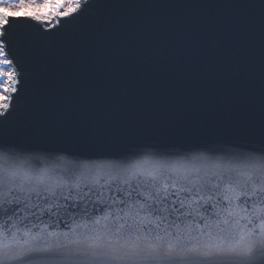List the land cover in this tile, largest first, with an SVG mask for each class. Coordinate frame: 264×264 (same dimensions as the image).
I'll list each match as a JSON object with an SVG mask.
<instances>
[{"label":"snow or ice","instance_id":"6c2138e0","mask_svg":"<svg viewBox=\"0 0 264 264\" xmlns=\"http://www.w3.org/2000/svg\"><path fill=\"white\" fill-rule=\"evenodd\" d=\"M96 0H0V264H264V139L82 158L10 126L42 41Z\"/></svg>","mask_w":264,"mask_h":264},{"label":"water","instance_id":"95a60500","mask_svg":"<svg viewBox=\"0 0 264 264\" xmlns=\"http://www.w3.org/2000/svg\"><path fill=\"white\" fill-rule=\"evenodd\" d=\"M42 41L10 126L82 158L264 139V0H96Z\"/></svg>","mask_w":264,"mask_h":264}]
</instances>
